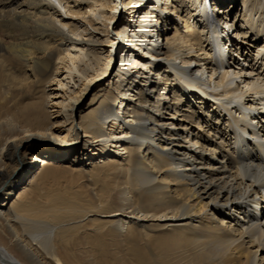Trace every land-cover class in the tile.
Listing matches in <instances>:
<instances>
[{
  "label": "bare ground",
  "instance_id": "6f19581e",
  "mask_svg": "<svg viewBox=\"0 0 264 264\" xmlns=\"http://www.w3.org/2000/svg\"><path fill=\"white\" fill-rule=\"evenodd\" d=\"M234 2L0 0V264L264 262V0Z\"/></svg>",
  "mask_w": 264,
  "mask_h": 264
},
{
  "label": "rangeland",
  "instance_id": "374dc122",
  "mask_svg": "<svg viewBox=\"0 0 264 264\" xmlns=\"http://www.w3.org/2000/svg\"><path fill=\"white\" fill-rule=\"evenodd\" d=\"M238 2H239V0H235V4H238ZM160 3H161V1H160ZM159 3V4H160ZM229 5H231V1H228L226 4H225V7L227 6H229ZM169 24H170V22H169ZM171 24H172V22H171ZM173 25H175V23L173 22ZM170 27H172V26H170ZM261 44L260 43H258V44H256V45H254V47H253V49H250V48H248L249 49V56H254V54H255V52H256V48L258 47V46H260ZM225 47V51H226V47L227 46H224ZM244 48H247L246 46H244ZM242 62V64L244 63L243 61H241ZM240 62V63H241ZM254 64V63H253ZM258 67H257V65L255 66V69H257ZM114 69H116V63H113L112 64V66H111V71L112 70H114ZM257 72H262V69H258V71ZM97 91H98V89H91V90H89V91H87L86 93H85V95L83 96V108L84 109H86L89 105V103L91 102V100L93 99V97L97 94ZM195 102V101H194ZM194 106V105H193ZM195 107V106H194ZM184 109V108H183ZM179 110H182V108H180ZM171 112L170 113H172L173 112V107L171 108V110H170ZM75 116H77V113L75 114ZM211 116L214 118V115L211 113ZM178 119H180V117H177ZM214 121V119H212V122ZM197 126V121H196V123H195V127ZM197 128V127H196ZM194 129V128H193ZM204 129V128H203ZM191 131H192V129H191ZM198 132L196 131L195 132V134H197ZM200 133V132H199ZM78 185H79V187L82 189V190H84L85 192H86V194H88L89 193V190H91V188H93V182H92V180L90 179H86V178H84V179H82V180H80V182H78L77 183ZM98 186V185H97ZM96 186V187H97ZM75 189V188H74ZM15 193V192H14ZM114 209H116V208H114ZM262 264H264V262L262 263Z\"/></svg>",
  "mask_w": 264,
  "mask_h": 264
}]
</instances>
